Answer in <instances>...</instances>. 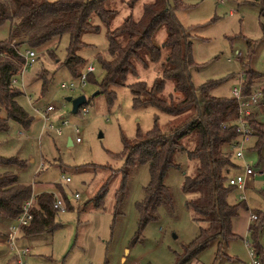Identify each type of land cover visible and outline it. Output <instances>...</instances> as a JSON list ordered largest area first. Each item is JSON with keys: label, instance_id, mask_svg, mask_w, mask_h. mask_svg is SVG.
<instances>
[{"label": "rangeland", "instance_id": "374dc122", "mask_svg": "<svg viewBox=\"0 0 264 264\" xmlns=\"http://www.w3.org/2000/svg\"><path fill=\"white\" fill-rule=\"evenodd\" d=\"M145 1H137L132 10L134 16H139ZM115 2H107L121 9L110 28L119 25L130 11L126 2ZM180 2L175 15L191 37L196 65L190 68V79L194 86L217 82L209 93L216 97H232V89L239 87L240 76L247 70L264 74V18L260 16V1ZM94 23L99 24L96 17ZM165 35V28L160 27L154 37L156 44L161 46ZM8 37L9 22L6 21L0 25V41ZM81 40L87 46L79 50L85 64L77 69L84 73L88 65L94 68L85 85L81 86L79 76L60 66L68 45V36L63 35L51 58L44 50L46 47L34 48L36 61L22 73L23 89L20 84L16 85L22 92L17 102L32 118L30 125L23 127L8 119L0 107V117L7 124L6 129L0 131V159L15 158L22 163H0V175L10 172L17 176L19 183L32 186L33 191L52 190L53 200L58 196L66 207L65 211L56 212L54 223L57 226L51 233L28 235L17 240L15 247L29 248L24 257L26 264H175L177 255L182 254L184 246L199 232L198 224L186 207L189 196L182 190L184 176L194 171L195 162L185 151L175 153L174 162L178 167L170 168L164 179L170 204L161 203L156 219L149 221L136 238L140 219L136 204L143 199L150 181L149 164L134 165L123 180L125 155H122L124 141L134 143L138 135L155 125L161 131H169L183 119L181 115H169L150 105L135 107L128 88L139 80L150 86L160 75L167 50L162 48L161 59L149 61L147 68L136 63V75L129 74L125 85L111 89L115 99L109 104L102 90L93 95L100 90L99 84L104 78L95 55H107L106 27L100 25L98 32L84 33ZM54 45L53 42L50 47ZM45 77L48 85L43 91ZM71 82L75 89L61 87L62 83ZM257 83L264 84V77ZM163 94L180 97L174 91L172 80L165 81ZM79 95L86 96L87 112L71 114V103L65 98ZM47 105L55 107L50 116H54L51 120L55 125L60 123L55 119L60 116L69 121L60 135L44 125L40 112ZM263 111V105L254 107L256 113ZM74 126L78 127V132L74 131ZM68 137L71 145H67ZM76 137L81 141L75 143ZM250 143L243 147V159H235L232 155V161L235 159L242 166L247 163L253 167L256 175L249 191L252 196L264 199V147L257 151ZM184 144L188 145L186 139ZM65 177L70 181L66 182ZM122 183L124 188L121 189ZM76 193L78 200L74 199ZM260 207L264 213V206ZM256 215L261 219V213ZM242 216L240 212L236 217L237 225ZM14 223V220L11 224L0 222V264H16L15 249L8 246L6 235L4 237ZM260 241L264 247V228ZM246 242L252 245L250 233L248 238L229 241L222 249L215 240L188 264H250ZM257 258L264 264V253L263 258Z\"/></svg>", "mask_w": 264, "mask_h": 264}, {"label": "trees", "instance_id": "16d2710c", "mask_svg": "<svg viewBox=\"0 0 264 264\" xmlns=\"http://www.w3.org/2000/svg\"><path fill=\"white\" fill-rule=\"evenodd\" d=\"M111 1L114 0H0V25L9 22V37L0 41V107L8 119L23 127L30 125L32 118L17 102L22 92L11 85V79L21 71L25 63L23 54L27 49L46 47L44 50L51 58L63 35L68 36V45L60 66L67 67L78 77L81 73L77 67L85 64L79 50L87 47L81 40L82 35L98 32L100 25L106 27L107 55H95L104 71V78L99 84L100 90L93 95L102 90L109 104L115 99V92L111 89L125 85L129 74L136 75V63L147 68L149 61L158 62L161 59L162 48H165L167 54L161 62L160 75L153 83L148 86L145 81L139 80L128 88L135 107L150 105L169 115H181L183 119L169 131H161L155 125L145 134L138 135L134 143L124 141L123 180L134 165L149 164L150 181L145 187L143 199L136 204L140 217L136 238H139L146 224L156 219L159 205L164 202L170 204L164 179L170 168L178 167L174 162L175 153L185 151L188 158L195 162L194 171L184 176L182 190L189 196L186 207L192 220L198 224L199 232L184 246L175 261V264H188L215 240L222 249L236 237L232 222L244 205L242 202H229L228 197L235 187L227 183V175L235 167L232 147L237 138L235 122L239 116L238 103L231 97L211 95L209 91L217 82L209 81L199 87L193 85L190 68L196 64L192 56L191 37L175 15V10L181 6L180 0H146L137 17L132 10L139 0H116L115 3L126 2L130 11L114 28H110V24L121 9L115 4L109 6L107 2ZM257 1L261 5L260 16L264 18V0ZM94 17L99 24L94 23ZM160 27L166 31L161 46L154 39ZM262 30L264 32V23ZM53 42L55 45L50 47ZM92 73L86 75V80ZM243 75V95L251 93V86L264 77V74L252 69ZM166 80L173 81L174 91L180 97L173 94L164 96ZM47 85L45 77L43 91ZM262 91L261 103H264V86ZM263 116L264 113H256L254 109L243 115L253 130L252 148L257 151L264 147ZM6 127V120L0 117V131ZM185 139L188 145L184 144ZM0 163L22 165L15 158L0 159ZM31 193V186L19 183L16 175L10 172L0 175V217L15 219ZM53 199L51 192H42L37 196L38 208L32 209L33 219L22 228L25 235L51 233L56 228L57 210L53 208ZM263 228L264 213L249 227L250 245L259 257L264 251L260 241Z\"/></svg>", "mask_w": 264, "mask_h": 264}, {"label": "built area", "instance_id": "2783aa9c", "mask_svg": "<svg viewBox=\"0 0 264 264\" xmlns=\"http://www.w3.org/2000/svg\"><path fill=\"white\" fill-rule=\"evenodd\" d=\"M23 56L25 58V63L21 71L11 79L12 86L16 87V85L20 84L22 89H23L22 73L26 70L28 66H31L33 63H35L37 55L34 49H27L24 52ZM93 71H94L93 66L88 65L86 67L85 72L80 74L79 79L81 86L85 85L86 83V75ZM19 76L21 77L20 82L18 81ZM240 78H241L240 85L239 87L235 86L232 89V97H231L237 101L239 107V116L235 122V131L237 133V138L232 147L233 156L236 157V159H243V147L245 143L249 142L250 139L253 137V130L248 126L247 122L243 118V115L249 114L256 106H261V105L264 106V103H261V98L263 95L262 88L264 84L257 83L259 82L257 81L255 84L251 86L253 88V91L247 95H243L242 84H243L244 75L242 74ZM61 87L72 90L75 89V85L72 82L67 85L65 83H62ZM54 110L55 107L53 105H47L45 110L40 112V114L44 122V125L48 129L54 130L58 135H60L63 132V127L68 125L69 121L65 118H62V116H60L55 118L57 121L60 120V123L58 125H55L54 122H52L51 120V118L53 119L54 116L50 117L51 113ZM36 111L39 112L38 110ZM79 112L85 113L87 112V108L85 106H82L80 107ZM74 131L78 132L77 126H74ZM80 141L81 140L79 137H76L74 140L75 143H78ZM230 170L228 171V175H227L228 176L227 183L231 186H234L235 188H240V189L244 187L247 177H253L256 174L253 167L247 163L244 164L242 171H235L231 173ZM64 180L66 182H69L70 178L65 177ZM74 199L76 200L79 199L78 193L74 194ZM239 199L242 200L243 197L240 196ZM34 201L35 198L33 195H31L30 198L24 201L21 208V212L15 218L14 220L15 223L9 228L6 234V238H5L6 242L11 247V249H15L16 264H26L24 257L29 252V248L26 247L17 248L15 247V242L22 228L28 226L33 219L32 209H34L35 207ZM53 208L61 212L65 211L66 209L64 202L58 196H56L55 200L53 201ZM257 218L259 217H257L256 214H251V219L253 221H256ZM246 244L247 247L249 248V254L251 257L250 264H261V261L259 260V258H257L259 256L256 255L255 250L251 247L250 243L246 242Z\"/></svg>", "mask_w": 264, "mask_h": 264}, {"label": "crops", "instance_id": "0c3cea01", "mask_svg": "<svg viewBox=\"0 0 264 264\" xmlns=\"http://www.w3.org/2000/svg\"><path fill=\"white\" fill-rule=\"evenodd\" d=\"M252 139L254 140V138L252 137L250 139L249 143L252 141ZM250 144L253 145V143H250ZM235 159H234V165H235V167H232V169L230 170L231 173L232 172H235V171H242L243 170V166L237 160H235ZM255 175L253 177H247L244 187L241 188V189L240 188L233 189L232 192L230 193L229 197H228L229 202L234 203V202L230 201V199H229L230 197H231V200L234 198L233 200H237L238 201V200H240L239 197L242 196L243 199L240 200V202H242L243 205H244V207L242 209H240V211H239V213L240 212L243 213V216H242V220L240 222V225H237L236 224V217L233 219V222H232V231H233V233L235 232L234 234H236V237L233 238V239H231V240L238 239V238L239 239H241V238L242 239L243 238H248L249 233H250L249 227L256 222V221H253L251 219V214H259V213L262 214L263 213L260 206H262V205L264 206V199L263 198H256V197L252 196L251 195L252 192L249 191L250 188L253 186V182H254ZM31 190H32V193L31 194L35 198V201H34L35 207L34 208H38V206H37V196L40 193H42V192H52V190H49V191L34 190L33 191L32 186H31ZM233 192H235L234 195H232ZM253 206H257V207H253ZM13 220H15V219H7V218L0 217V222L3 221V222H7V223L11 224L13 222ZM22 233H23V229L18 234L17 240L23 239V238H27L28 235H24V233L23 234ZM5 235L6 234L4 233V237H5ZM263 253H264V251H263ZM263 253L260 256L262 258H263ZM14 257H15V255H14ZM14 263H16V262H14Z\"/></svg>", "mask_w": 264, "mask_h": 264}, {"label": "water", "instance_id": "95a60500", "mask_svg": "<svg viewBox=\"0 0 264 264\" xmlns=\"http://www.w3.org/2000/svg\"><path fill=\"white\" fill-rule=\"evenodd\" d=\"M65 100L71 103V110H70L71 114L78 113L80 107L84 106L87 101L85 95H79L77 97L68 96L65 98ZM71 144H72V141L70 138H68L67 145H71Z\"/></svg>", "mask_w": 264, "mask_h": 264}]
</instances>
